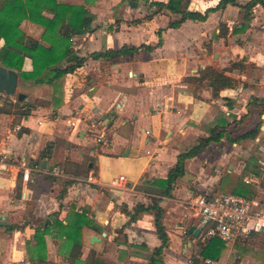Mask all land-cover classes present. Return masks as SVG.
<instances>
[{
  "label": "crops",
  "instance_id": "crops-1",
  "mask_svg": "<svg viewBox=\"0 0 264 264\" xmlns=\"http://www.w3.org/2000/svg\"><path fill=\"white\" fill-rule=\"evenodd\" d=\"M60 1L83 5L93 15L90 28L73 38L75 52L85 61L65 76L58 106H39L28 116L17 114V108L0 113V153L18 166L33 168L27 183L22 182V168L0 174V264H34L39 255L53 264H147L153 248L160 245L152 215L141 213L128 224L122 206L132 211L139 202L148 204V194L141 190L144 181L165 178L178 153L219 126L226 134L186 159L185 174L176 181L172 196L159 201L169 239L162 262L188 264L179 250L190 252L188 259L193 252V236L187 229L197 223L188 205L195 190L214 194L222 175L232 179L231 174L235 178L253 174L244 170L245 162L264 147V110L252 103L253 98L264 99V6L256 4L245 12L227 3L209 12L204 21L185 20L168 27L180 16L167 9L152 14L156 7L151 5L168 0ZM219 2L181 0L180 9L204 12ZM21 29L35 39L43 32L28 20ZM123 45L152 48L116 63L90 56ZM237 61L243 64L241 70L224 71ZM207 66L235 79V85L212 96L209 83L196 87L187 80ZM23 69H31L29 58ZM17 89L26 101L0 94V102L18 101L24 107L35 99H52V88L45 84L18 78ZM91 121L96 128L89 127ZM256 127L254 138L228 139ZM99 132H104L106 144L94 140ZM54 166L61 167L66 178L49 174ZM88 175L93 182L75 180ZM66 179L74 182L65 185ZM255 187L256 192L264 190L263 175ZM83 210L95 227L84 225L73 236L80 241L76 252L63 226ZM37 218L48 228L44 243L34 237ZM93 236L98 240L92 241ZM231 252L236 254L234 262ZM219 258L231 264H264V235L224 244Z\"/></svg>",
  "mask_w": 264,
  "mask_h": 264
},
{
  "label": "trees",
  "instance_id": "trees-1",
  "mask_svg": "<svg viewBox=\"0 0 264 264\" xmlns=\"http://www.w3.org/2000/svg\"><path fill=\"white\" fill-rule=\"evenodd\" d=\"M180 3L181 0H168L167 3L151 2V5L156 7L152 14L162 9L178 14L180 17L177 20L168 23V27H178L185 20L204 21L209 12L219 9L221 5L227 3L236 5L244 9L245 12L251 10L256 4L264 6V0H249L244 4H239L235 0H220L216 7L200 12L180 9ZM92 19L93 15L83 5L66 4L60 0H0V64L16 70L18 77L22 80L31 81L36 85L51 86L53 93L51 101L35 99L30 103H26L24 107L20 106L18 101L14 103L0 102V113H8L12 108H17V111L15 110L17 114L28 116L36 107H52V105L58 106L61 103L65 76L72 74L85 61V57L79 56L75 52L73 38L76 35L85 33L90 28ZM24 20L43 28L40 39L27 35L21 29V23ZM151 48L150 45H140L138 47L123 45L117 50L105 49L92 52L90 56L93 59H103L110 63H116L127 55L139 52L142 49L149 51ZM26 58L31 60V69L29 70L23 69ZM242 68L241 61H237L231 63L224 71L241 70ZM187 80L193 82L196 87L209 83L212 96L218 95L223 89L231 88L236 83L235 79L224 75L223 71L210 66L205 67L198 76L190 77ZM252 103L260 105L264 110V99L253 98ZM258 132L259 127H256L235 138L228 137V139L230 142L250 139L254 138ZM224 134H226V131L223 127L214 126L210 128L208 135L201 137L197 145L186 152L177 154L176 162L169 169L165 178L145 180L141 190L148 194V204L145 205L139 202L132 208V211H128L126 206H122V212L128 216V224L136 221L141 213L152 215L155 233L160 240V245L153 248L147 264H163V248L168 245L169 241L163 224L164 209L159 206L160 198L172 196L176 181L185 174L184 161L197 156L210 143L220 141ZM263 162L256 151L246 160L244 170L257 176L263 175L264 186V169L261 167ZM72 182L74 180L66 179L64 184L69 185ZM228 183L231 186L230 192L238 195L252 197L256 192L255 184H245L241 176L229 180ZM195 193L206 197L213 195L212 191L208 192L206 190H195ZM35 221L38 224L34 229V237L38 243H44V235L48 228L44 227V220L37 218ZM84 225L95 227L94 222L87 217L85 210L79 213L75 212L71 221L63 226L64 235L68 240H71ZM13 228L14 226L9 229ZM96 229L101 230L100 227H96ZM253 234L262 236L259 233H250V235ZM192 239L195 251L191 253L188 264H200L201 260L206 257L219 258L224 249V243L217 237L206 240L198 236L196 238L192 237ZM71 246L73 250L78 252L80 241L73 240ZM34 264L53 263L48 262L44 256L39 255L38 261Z\"/></svg>",
  "mask_w": 264,
  "mask_h": 264
},
{
  "label": "built area",
  "instance_id": "built-area-1",
  "mask_svg": "<svg viewBox=\"0 0 264 264\" xmlns=\"http://www.w3.org/2000/svg\"><path fill=\"white\" fill-rule=\"evenodd\" d=\"M82 120H84L82 118ZM74 126V122L70 123ZM90 128H96V122H89ZM104 132H99L94 138L97 144H106ZM264 155V147L259 148ZM22 168V182L27 183L33 168L21 167L13 163L6 153H0V174L10 173L14 169ZM264 169V163H263ZM49 174L66 178V174L59 166L52 167ZM124 180L123 176L118 177ZM78 182H93L94 177L88 175L85 179L76 178ZM245 184L258 185V176L250 174L243 177ZM188 205L197 218L196 228L203 239L219 238L224 244L242 243L250 233L264 235V206L252 197L223 192L210 197L197 194L188 201ZM186 232V231H185ZM189 262V259H188ZM200 264H231L220 258H203Z\"/></svg>",
  "mask_w": 264,
  "mask_h": 264
},
{
  "label": "water",
  "instance_id": "water-1",
  "mask_svg": "<svg viewBox=\"0 0 264 264\" xmlns=\"http://www.w3.org/2000/svg\"><path fill=\"white\" fill-rule=\"evenodd\" d=\"M18 73L14 69L4 67L0 64V94L6 96H16V99L26 101V95L20 91H17ZM187 232L193 237L199 236V230L196 228V223L190 225ZM92 241L98 240L96 237H91Z\"/></svg>",
  "mask_w": 264,
  "mask_h": 264
},
{
  "label": "rangeland",
  "instance_id": "rangeland-1",
  "mask_svg": "<svg viewBox=\"0 0 264 264\" xmlns=\"http://www.w3.org/2000/svg\"><path fill=\"white\" fill-rule=\"evenodd\" d=\"M103 70V69H102ZM104 71V70H103ZM17 91H19L18 89H17ZM216 147H218V148H220L219 146H216ZM258 155L263 159V161H264V156L262 155V153H259L258 152ZM226 168V165H225V167H224V169ZM222 180L220 181V185H219V188H218V190H216L215 191V193H214V195H216V194H219V193H223V192H230V187H229V183H228V181L229 180H233L234 178H235V175H233V174H231V175H229L228 176V178L229 177H233L232 179H227L226 177V174L223 176L222 175ZM241 178H243L242 176H241ZM60 179H63L62 177L60 178ZM243 181V180H242ZM254 198H255V200H257L258 202H259V204L261 205V206H264V190L262 191H258V192H255V194H254V196H253ZM182 247H184V248H186L187 249V246H186V244H185V242L182 244ZM193 251H195V248H193ZM179 253H180V255L183 257V261L185 262V263H187L188 262V256H189V253L190 252H184V253H182V251H181V249L179 250ZM229 255V259H230V261L231 262H234L235 260H236V254H235V252H231V253H229L228 254ZM234 264H239V261H237V262H235Z\"/></svg>",
  "mask_w": 264,
  "mask_h": 264
}]
</instances>
